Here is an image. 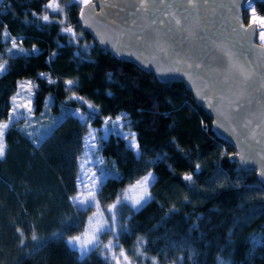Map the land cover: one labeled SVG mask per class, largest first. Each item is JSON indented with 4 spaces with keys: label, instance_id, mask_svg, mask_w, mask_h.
<instances>
[{
    "label": "trees",
    "instance_id": "trees-1",
    "mask_svg": "<svg viewBox=\"0 0 264 264\" xmlns=\"http://www.w3.org/2000/svg\"><path fill=\"white\" fill-rule=\"evenodd\" d=\"M253 8L264 17V0H249L246 24ZM79 11L74 0H0V124L8 125L0 264H264V185L255 170L230 159L234 149L214 135L183 82L157 79L99 47ZM21 82L34 93L17 118ZM89 105L96 114L87 121L73 115ZM121 113L138 151L113 130L101 139L98 129L102 182L96 203L78 207L70 197L88 122L100 128ZM149 173L145 190L138 181Z\"/></svg>",
    "mask_w": 264,
    "mask_h": 264
},
{
    "label": "water",
    "instance_id": "water-1",
    "mask_svg": "<svg viewBox=\"0 0 264 264\" xmlns=\"http://www.w3.org/2000/svg\"><path fill=\"white\" fill-rule=\"evenodd\" d=\"M247 1L147 0L146 10L137 11L139 0H93L92 7H80L78 23L114 57L157 79L183 82L211 118L214 135L234 149L231 159L254 169L264 185V46L256 42V24L249 27L243 20ZM153 19L168 23L153 24ZM145 33L164 37L170 51L162 54ZM193 62L201 68H191ZM225 63L228 71L222 73Z\"/></svg>",
    "mask_w": 264,
    "mask_h": 264
},
{
    "label": "rangeland",
    "instance_id": "rangeland-1",
    "mask_svg": "<svg viewBox=\"0 0 264 264\" xmlns=\"http://www.w3.org/2000/svg\"><path fill=\"white\" fill-rule=\"evenodd\" d=\"M77 2L80 7L83 5L82 0H74ZM252 15V14H251ZM257 16V15H256ZM263 17V16H257ZM251 20V18H250ZM249 20V21H250ZM248 21V23H249ZM256 28H257V39L256 42L264 45V42L261 41L259 33L261 31H264V28H261L260 24L257 22ZM66 29H71L70 27H64L63 31L67 32ZM72 30V29H71ZM72 37L74 36V31L67 32ZM34 89H31V86L28 84V82H21L18 86V90L12 98L13 107L15 106V116L17 118L24 115V111H28L32 108V101L31 98L33 96ZM14 109V108H13ZM22 110V111H21ZM75 113L76 117L78 118L80 115H86L81 113L79 110L73 111ZM13 114V110L11 108L9 118H11ZM16 118V119H17ZM117 118H120L119 120ZM14 120V118H13ZM88 120V119H87ZM85 120V121H87ZM113 123H109L108 125H105L103 123L100 128H95L90 125L88 122V131L84 135L83 140V153L79 160V171L76 178V192L70 197V200L72 203H74L76 206L85 208L89 205H93L96 203V192L98 191L100 184L102 182V178L98 172V164L100 163V157L97 155V130H100L99 136L102 139H106L109 131L113 130L114 132H117L119 134L121 133H133L131 130L126 127V118L125 114L121 113L116 118L111 120ZM7 123H1L0 125H4ZM124 137V136H123ZM132 137L129 135L127 137L126 143L129 146V142L131 141ZM137 144V143H136ZM94 145V147H93ZM134 151H138L137 148H132ZM84 244V242H83Z\"/></svg>",
    "mask_w": 264,
    "mask_h": 264
},
{
    "label": "snow or ice",
    "instance_id": "snow-or-ice-1",
    "mask_svg": "<svg viewBox=\"0 0 264 264\" xmlns=\"http://www.w3.org/2000/svg\"><path fill=\"white\" fill-rule=\"evenodd\" d=\"M83 2V5L85 6V8H88V7H92L93 6V0H82ZM161 3H163V0H160ZM187 3L189 5H193V0H187ZM146 4H147V0H139V3H138V7H137V11H141V10H146ZM47 7L51 8L52 7V4L49 3L47 5ZM85 8H81V13H82V16H83V13H84V10ZM44 20L47 21L48 20V16H45L44 17ZM259 23L261 28H264V17H257L256 16V10L255 8L252 9V16H251V20L249 21V27H251L253 24L255 23ZM153 24H159V25H166L168 22L165 21L164 19H159V20H156V19H153L152 21ZM181 24V21L179 19L175 20V25L179 26ZM169 30H172L171 27H169ZM67 32H71L72 30L71 29H66ZM6 35H7V30H6ZM145 36H149V38H151L153 41H155L157 43V45L160 47V51L162 54H166L168 51H170V44L169 42L164 38V37H157L155 35H151L149 33H145L144 34ZM259 36H260V39L262 42H264V31H261L259 33ZM137 40H141V39H144V36H141V35H137L136 37ZM264 46V45H262ZM16 45L15 43H13V48H15ZM25 50L24 49H20V52H24ZM32 53H37L39 52L40 50L39 49H36L35 47L31 50ZM221 52H224V55L227 57V52L223 49H221ZM122 54V53H121ZM56 54L54 53L53 56H55ZM179 59V57H178ZM191 68H194V69H200L201 68V64L200 63H196V62H193L191 65H190ZM7 69L5 68L4 65H0V73L6 71ZM222 73H226L228 71V64L225 63V66L220 70ZM39 77L41 79H43L45 77V74L44 73H41L39 74ZM245 79H248V77H245ZM49 83H53V81L49 80ZM66 83L71 86L73 85V81H66ZM225 84L228 83V81H225L224 82ZM70 90V89H69ZM207 95V94H205ZM199 99H203L204 97H198ZM74 99H79L77 97H74ZM207 104L209 107H212L213 106V101H212V98H208L207 99ZM89 109L90 111L86 114V115H80L78 118L81 120V121H85L87 119H90L92 116H94L96 114V110L92 108L91 105H89ZM31 110V109H29ZM233 111H235V109H233ZM73 115H76L75 113H73ZM118 120L120 118H117ZM105 125H108L109 123H113L110 119H106L104 121ZM219 121H217V125L219 126ZM8 125L7 124H4V125H0V157H3L4 155V144H3V140H4V135H5V132H4V129L7 128ZM122 136H124L125 139H127V137L130 135L132 137L131 141L129 142V147L130 148H137L138 149V145L136 144V137H135V134L134 133H121ZM102 139V138H101ZM94 147V145H93ZM237 155H239V153H237ZM159 159V158H158ZM231 159V157H230ZM197 170H199V165H197ZM260 175L264 176V173H261ZM154 179L153 177V174L152 173H149L147 176H145L143 178V181L142 182H139L138 181V185L142 184V186L145 188H147L148 184L150 183V181ZM184 180L186 181H191L192 180V175H186L184 176ZM146 194V192H145ZM144 200V195H141V197L138 199V200H135L133 203L134 204H140L141 201ZM80 237H74L73 240L74 241H79ZM69 243H73V241H69ZM88 243H91V241H88ZM81 247H85V245H81Z\"/></svg>",
    "mask_w": 264,
    "mask_h": 264
}]
</instances>
